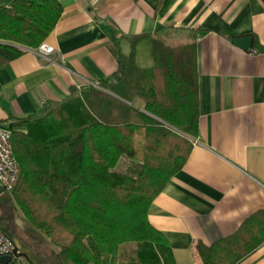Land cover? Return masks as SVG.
<instances>
[{"label":"trees","instance_id":"16d2710c","mask_svg":"<svg viewBox=\"0 0 264 264\" xmlns=\"http://www.w3.org/2000/svg\"><path fill=\"white\" fill-rule=\"evenodd\" d=\"M62 15L58 0H0V66L37 51ZM152 43L153 68L119 55L107 80L0 123L21 169L14 191L0 197V231L39 264H175L149 209L199 136L197 36L173 46L156 32ZM18 212L42 239L19 227ZM248 225L214 245L197 242L195 256L239 264L264 240L246 237Z\"/></svg>","mask_w":264,"mask_h":264},{"label":"crops","instance_id":"0c3cea01","mask_svg":"<svg viewBox=\"0 0 264 264\" xmlns=\"http://www.w3.org/2000/svg\"><path fill=\"white\" fill-rule=\"evenodd\" d=\"M63 15L44 59L26 50L0 66V123L38 115L73 89L98 85L118 56L154 67L152 35L176 46L197 36L199 136L184 167L149 209L175 264H202L195 244L214 245L246 227L264 237V0H58ZM252 37L250 52L232 43ZM199 141L195 145V141ZM25 232L40 234L17 213ZM25 264L36 255L17 241ZM239 264H264V240Z\"/></svg>","mask_w":264,"mask_h":264},{"label":"built area","instance_id":"2783aa9c","mask_svg":"<svg viewBox=\"0 0 264 264\" xmlns=\"http://www.w3.org/2000/svg\"><path fill=\"white\" fill-rule=\"evenodd\" d=\"M36 52L44 59L56 55L55 48L47 43H43ZM194 144L198 145L199 141H195ZM20 173V165L15 157L12 145V132L7 128L0 127V185L4 193L14 191L19 181ZM4 256L12 257L14 264H25L19 257L17 242L4 231H0V258Z\"/></svg>","mask_w":264,"mask_h":264},{"label":"water","instance_id":"95a60500","mask_svg":"<svg viewBox=\"0 0 264 264\" xmlns=\"http://www.w3.org/2000/svg\"><path fill=\"white\" fill-rule=\"evenodd\" d=\"M232 43L243 50L250 52L253 47V39L252 37H241L236 38L232 40ZM4 194V190L2 186L0 185V197ZM0 264H14L12 262V257L10 256H4L0 258Z\"/></svg>","mask_w":264,"mask_h":264},{"label":"rangeland","instance_id":"374dc122","mask_svg":"<svg viewBox=\"0 0 264 264\" xmlns=\"http://www.w3.org/2000/svg\"><path fill=\"white\" fill-rule=\"evenodd\" d=\"M192 139L193 138H191L190 140L192 141ZM130 165V162L128 161V160H123L122 161V163H121V165H120V167H119V170H122V171H126V169L128 168V166ZM32 227V226H31ZM24 231V230H23ZM36 231V230H35ZM25 232V231H24ZM40 238L39 239H42L43 238V236L40 234V236H39ZM45 243L47 244V245H50L51 246V242L49 241V240H45ZM25 262V261H24Z\"/></svg>","mask_w":264,"mask_h":264}]
</instances>
